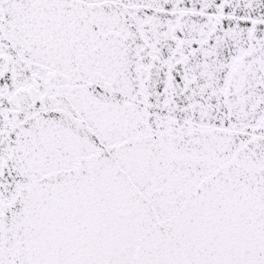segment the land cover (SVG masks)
Segmentation results:
<instances>
[{
    "label": "snow or ice",
    "instance_id": "1",
    "mask_svg": "<svg viewBox=\"0 0 264 264\" xmlns=\"http://www.w3.org/2000/svg\"><path fill=\"white\" fill-rule=\"evenodd\" d=\"M0 264H264V0H0Z\"/></svg>",
    "mask_w": 264,
    "mask_h": 264
}]
</instances>
